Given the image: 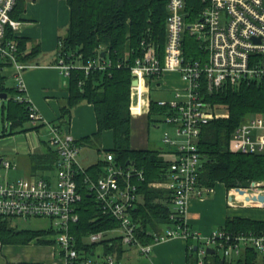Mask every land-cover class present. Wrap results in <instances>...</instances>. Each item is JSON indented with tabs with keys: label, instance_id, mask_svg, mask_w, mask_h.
<instances>
[{
	"label": "built area",
	"instance_id": "obj_1",
	"mask_svg": "<svg viewBox=\"0 0 264 264\" xmlns=\"http://www.w3.org/2000/svg\"><path fill=\"white\" fill-rule=\"evenodd\" d=\"M205 1L199 16L189 20L186 0H169L163 52L156 44L144 39L140 43L141 54L131 65L132 113H135L134 104L141 102L150 109L154 101L164 109L161 112L164 121L176 128V137L166 135L164 138L172 154L163 185L170 190V219L173 222L164 232L154 235L152 244H144L137 236L138 224L132 215L139 202L138 183L145 178L144 170L134 163L123 166L116 162L113 153H107L102 175L93 179L86 173L87 168L80 161L81 146L74 135L59 123L44 119L26 93L24 72L36 65L19 59L18 43L8 34L20 25L11 15L17 0H0V59L15 67L19 91L15 100L29 103L31 122L43 124L47 139L57 153L55 182L45 177L8 180L5 173L13 168V163L9 159L1 160L0 216L49 218L58 244V264H123L112 252L101 255L92 252L93 247L105 239L104 231L84 236L83 247L72 232V225L80 219L81 174H84L88 193L102 213L118 222L123 243L137 247L147 258V264H155L153 244L175 237L192 240L189 248L195 246L199 264L204 263L208 248L221 249L229 263L248 249L256 250L264 258V231L217 228L205 236L188 223L192 195L202 196L209 190L200 182L203 158L199 141L203 127L213 119L228 116L216 110L207 97L224 86L238 89L242 85L264 82V0ZM187 36L198 41L202 58L186 57ZM111 66L112 61L106 59L96 58L84 64L60 54L56 65L67 77L76 67L89 73ZM166 72H177L185 84L174 89L173 98L153 100L151 90H164L158 81ZM133 80L137 83L133 84ZM141 83L146 88L140 101ZM231 147L240 153L264 154V114L246 116L233 132ZM228 196L232 207L264 208V200H261L264 182L253 180L246 186L233 187L228 190Z\"/></svg>",
	"mask_w": 264,
	"mask_h": 264
},
{
	"label": "trees",
	"instance_id": "obj_2",
	"mask_svg": "<svg viewBox=\"0 0 264 264\" xmlns=\"http://www.w3.org/2000/svg\"><path fill=\"white\" fill-rule=\"evenodd\" d=\"M65 1L70 9L69 24L65 35L59 37L58 53L84 64L96 58L106 59L112 61V66L103 70L93 69L89 73L79 67L71 69L68 77L69 96L61 107V118L70 117L72 109L82 101L91 103L95 109L98 128L95 133L78 139V144L98 145L104 131H110L113 145L106 149V153H113L116 162L123 166L134 163L144 170L145 178L138 183L139 193L143 194L144 201L135 207L132 215L138 224L137 236L140 241H145L152 238L148 233L149 227L173 222L170 219V192L151 185L165 179L169 160L160 149L131 147V65L135 57L141 54L140 43L144 39L156 44L163 52L169 0ZM186 2L189 20L196 19L206 5L205 0ZM26 4L27 0H17L12 17L19 18L25 11ZM8 34L18 43L21 61L32 60L39 54V45H34L27 52L28 38L19 37L12 30ZM185 55L191 59L202 58L203 52L194 37H186ZM118 63L121 64L120 67L117 66ZM8 64L0 59V94H9L2 113L5 111L13 127H21V130L38 129L43 124L34 125L31 122L29 103L15 100L19 93L17 88L5 86L6 76L2 70ZM207 99L216 110L226 112L228 116L213 119L203 127L199 141L203 158L200 182L209 189L222 183L229 190L246 186L253 180H264V154L240 153L231 147L232 135L237 125L246 116L264 113V82L242 85L238 89L224 86L212 92ZM163 110L152 101L149 117ZM28 123L31 126L25 127ZM54 162L55 160L51 164ZM105 165L106 161L100 160L88 167L86 173L96 179L104 173ZM79 181L83 195L78 206L80 219L72 225V232L78 238L79 246L83 247L81 239L84 236L115 227L118 222L102 213L94 197L86 189L84 174L80 175ZM8 219L0 216V240L3 242L28 243L51 231H17L9 227ZM220 228L230 231H264V220L229 217ZM189 241L191 244L192 240ZM114 243H118L117 240ZM188 249L187 264H199L195 246ZM203 264H264V258L256 250L248 249L229 263L216 250L206 256Z\"/></svg>",
	"mask_w": 264,
	"mask_h": 264
},
{
	"label": "crops",
	"instance_id": "obj_3",
	"mask_svg": "<svg viewBox=\"0 0 264 264\" xmlns=\"http://www.w3.org/2000/svg\"><path fill=\"white\" fill-rule=\"evenodd\" d=\"M69 16L70 9L65 0H27L25 11L22 12L19 18H14L20 22V25L13 32L19 37L29 39L27 52L34 45L40 46L39 54L34 59L25 61L36 65L26 69L24 72V80L27 87L26 93L31 103L44 119L49 122L59 123L78 140L95 133L98 126L95 109L91 103L86 101H82L75 106L71 111L70 117L65 116L61 118V107L66 103L69 96L68 77L56 65L59 55V37L65 35L67 31ZM8 65H5L2 71L6 76L5 86L12 88L7 80L9 75L15 74V70H9L11 74L6 72ZM158 82L164 90L176 89L185 84L177 72H166ZM3 94H6L7 97L4 98ZM8 98L9 94L7 92L0 94V99ZM6 104L7 100L2 102V112ZM139 107V110L132 113V118L143 115L149 116L150 109L146 104ZM0 122H2L0 124V162L2 159H9L13 163V168L5 173L6 178L8 180H16L9 177L10 171L15 169L19 173L25 174L22 177H45L55 182L57 176L55 166L57 153L55 147L47 139V129L43 126L38 129L29 128L27 130H21V127H13L11 126V121L6 117L5 111L4 114L2 113V120ZM63 122L66 123L63 124ZM29 126H31L30 123L25 125V127ZM104 132L107 133V131ZM110 134L112 137L111 145L103 141L102 147H99L101 144L95 146L90 144L80 145L82 152L80 154V161L83 166L88 168L100 160H106L107 153L104 157H101V152L103 149L106 150L112 147L113 136L111 132ZM142 145L145 146L131 147L135 149H152L148 146V140ZM87 146L98 149H87ZM160 150L163 151V155L166 157L167 150L162 148ZM166 158L169 159L168 157ZM51 159L52 161L55 160L54 164H51ZM39 171H45L47 174L45 176H38L36 173ZM102 174L103 172L100 175ZM165 181L166 174L164 180L154 182L151 185L162 187L170 192L163 185ZM217 184L223 185L222 183ZM216 185L202 196L192 195L187 214L188 223L192 228L199 230L206 236L218 227L224 226L229 217L241 216L255 220H264V218L234 214L233 212L237 207L229 205L228 190L224 185L227 192L226 206L222 204L217 205L218 190L215 189ZM139 194L137 205L144 201L143 194ZM14 219L16 218H9L8 225L17 231L26 229L51 231L32 239L28 243L3 242L0 240V264H58L60 262L58 244L55 239V232L51 226L43 229L18 228ZM170 225L171 223L167 222L156 224L155 227L148 228V233L153 238L155 234L164 232ZM102 231H104L105 239L93 247V253L101 255L112 252L123 264H147V258L137 247L123 243L117 225ZM83 238L81 239L82 241ZM152 238L149 237L141 242L152 244L154 241ZM115 240L118 243L115 244ZM189 245L190 241L183 237H175L153 244L152 259L155 264H187Z\"/></svg>",
	"mask_w": 264,
	"mask_h": 264
},
{
	"label": "rangeland",
	"instance_id": "obj_4",
	"mask_svg": "<svg viewBox=\"0 0 264 264\" xmlns=\"http://www.w3.org/2000/svg\"><path fill=\"white\" fill-rule=\"evenodd\" d=\"M8 69L6 72H9L12 70H15V67L11 64H9ZM10 70V71H9ZM15 73V71H14ZM8 84L11 85V87L16 88L18 85L17 78L14 75H9ZM153 86V85H152ZM146 88L142 83L140 84V88L138 91V95L140 97V101L142 100V95L141 93L143 90ZM175 90L174 89H166V90H156L152 89L151 90V98L153 100H158V99H171L174 97ZM12 96V93L11 95ZM9 99V98H8ZM8 99H0V121L2 120V102L8 101ZM141 102L139 104H134L133 109L135 112L140 109ZM150 112V110H149ZM226 114V112H221ZM257 114H264V113H257ZM157 119V120H156ZM2 122H0L1 124ZM66 122H63L65 124ZM3 125V124H2ZM46 129V128H45ZM166 135H170L171 137H176V128L173 127L171 124L167 123L164 121V113H153L150 117L147 115L143 116H136L132 118V134H131V146L132 147H139V146H145L142 145L145 143L146 140L149 141V147L152 149H164L167 150L166 157L172 158V154L169 153V147L164 143V138ZM47 136V132H46ZM105 136V137H103ZM106 139V141H105ZM102 141L103 142H108L109 145L112 143V137L109 131L107 133H103L101 140L98 142L101 145L99 147H102ZM107 143V144H108ZM87 149H92V150H97L98 148L94 147L91 148L90 146L86 147ZM82 153V152H81ZM80 153V154H81ZM106 155V150H102L101 152V157H104ZM93 157V156H92ZM21 172V171H20ZM38 176H45L47 173L44 171H39ZM10 179H18L22 178V176H25V174L19 173L18 170L12 169L10 171ZM264 182V180H259ZM215 189L218 190V196H217V205L222 204L226 206V189L223 185L217 184ZM236 215H245V216H250V217H256V218H264V208L261 207H254L252 205H247L245 207H237L235 211L233 212ZM14 222L17 224L18 228H32V229H43V228H48L52 227V221L49 218H39V217H31V218H16L14 219ZM220 228V227H218ZM113 234V233H112ZM111 234V235H112ZM116 234V233H114ZM56 236V234H55ZM221 257L223 256V251L219 249L217 251Z\"/></svg>",
	"mask_w": 264,
	"mask_h": 264
},
{
	"label": "water",
	"instance_id": "obj_5",
	"mask_svg": "<svg viewBox=\"0 0 264 264\" xmlns=\"http://www.w3.org/2000/svg\"><path fill=\"white\" fill-rule=\"evenodd\" d=\"M103 54H104V52L101 53V55H103ZM136 83H137V80H133V84H136ZM2 96H3L4 98L7 97L6 94H3ZM261 200H264V196L261 197ZM207 251H208V253H210V254L215 253V248H208Z\"/></svg>",
	"mask_w": 264,
	"mask_h": 264
}]
</instances>
